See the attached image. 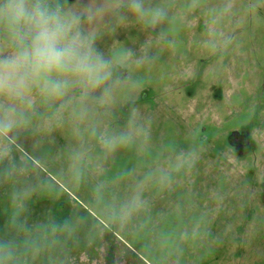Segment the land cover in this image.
<instances>
[{"label":"rangeland","instance_id":"rangeland-1","mask_svg":"<svg viewBox=\"0 0 264 264\" xmlns=\"http://www.w3.org/2000/svg\"><path fill=\"white\" fill-rule=\"evenodd\" d=\"M58 2L120 83L105 104L73 89L62 113L33 91L11 140L19 170L0 179V241L17 244L8 264H264V0H145L167 13L156 24L94 16L104 0ZM89 126L134 142L107 153ZM137 190L140 210L114 219Z\"/></svg>","mask_w":264,"mask_h":264},{"label":"clouds","instance_id":"clouds-1","mask_svg":"<svg viewBox=\"0 0 264 264\" xmlns=\"http://www.w3.org/2000/svg\"><path fill=\"white\" fill-rule=\"evenodd\" d=\"M109 11L121 21L126 11L139 20L150 19L153 24L167 18L165 10L148 8L145 0H104L92 14L103 16ZM125 55L131 57L133 53L129 51ZM119 83L118 78L113 80L112 61L96 48L94 33L86 32L80 26V17L66 12L58 0H0V164L9 161L7 166L0 167V179H11L19 170V165L11 159V140L26 122L24 108L33 105L34 90L44 104L51 106L59 101L56 112L62 113L75 100L73 89L79 90L81 100L92 98L98 104H105L112 99ZM97 91L99 95L93 96ZM89 111L82 104L77 116L80 122L88 120ZM86 130L107 153L134 142L131 132L98 133L92 126ZM189 156L181 164H194V156ZM72 159L80 161L83 154L76 152ZM79 174L76 169V175ZM30 192L27 186L15 191L13 204L28 197ZM142 204L137 190L119 207L111 206V215L126 222ZM12 225L21 227L17 214L12 217ZM16 251L14 240L0 241V264H8Z\"/></svg>","mask_w":264,"mask_h":264}]
</instances>
